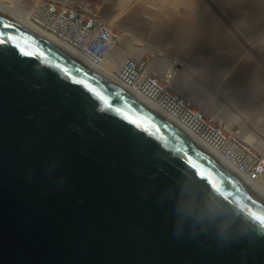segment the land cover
<instances>
[{"label": "water", "instance_id": "water-1", "mask_svg": "<svg viewBox=\"0 0 264 264\" xmlns=\"http://www.w3.org/2000/svg\"><path fill=\"white\" fill-rule=\"evenodd\" d=\"M0 40V264H264L255 186L46 36Z\"/></svg>", "mask_w": 264, "mask_h": 264}, {"label": "rangeland", "instance_id": "rangeland-1", "mask_svg": "<svg viewBox=\"0 0 264 264\" xmlns=\"http://www.w3.org/2000/svg\"><path fill=\"white\" fill-rule=\"evenodd\" d=\"M0 1L8 6H23L21 4L27 3V1L29 3L31 0ZM200 1L208 11L207 14L211 23L213 21V28L216 29V32H213L215 35L211 31V34L203 32L198 18L197 24L193 23L197 27H194V31H190L187 26L189 25L188 17L186 18L180 12L182 6H180L181 8L170 6L172 10L170 7L165 6L160 10L154 5L147 4L143 7L140 6V9L138 8V15L141 16L139 17V24L141 23V25L138 27H143L146 32L134 28L131 30V27L130 29L127 27L129 30L125 26L120 27L117 23H120L123 15H118V19L115 15L116 20L111 23V26L119 32H117L118 39H114V41L119 45L129 43L134 50L141 49L143 51L141 58L148 59L150 61L149 65L152 62L156 65V57L161 58L162 62L167 61L165 66L168 71H174L178 75L182 73L184 81L191 87L193 86L192 91L190 90L192 98H189V100L195 108L207 115L214 112L211 117L222 125L238 132L240 138L243 137L242 129L245 130L258 141L254 148L259 152H264V127H262L264 126V21L261 20L264 16L257 18V13H255L257 7H254V5H258L264 11V0L257 1V4L252 2L254 0H250L249 3L238 4V7L233 3L232 6L235 7H231L226 0ZM113 2V7H111L117 10L119 0H69L68 5L71 4L73 7L81 8L79 6L85 4L86 7L83 6L86 10L102 17L103 9L109 7ZM114 5L116 6L114 7ZM169 9L173 12V15L168 14L170 13ZM158 10L161 13H165V10L166 13L164 16L162 14L159 17L152 16ZM140 18L142 22H140ZM155 18L159 21L158 24L156 23L157 26L150 25L151 21L148 23L147 19ZM109 21L112 22V20ZM146 25L149 32H147V27L145 28ZM158 25L161 27H158ZM185 28L186 31H184ZM153 29L154 31L151 34ZM124 53L126 54L125 51ZM179 93L185 96L182 92ZM197 97H200L201 104L197 100L193 101ZM209 106L212 109H209ZM225 112L232 119L230 124L226 122L227 119L225 120L221 116Z\"/></svg>", "mask_w": 264, "mask_h": 264}, {"label": "built area", "instance_id": "built-area-1", "mask_svg": "<svg viewBox=\"0 0 264 264\" xmlns=\"http://www.w3.org/2000/svg\"><path fill=\"white\" fill-rule=\"evenodd\" d=\"M72 8L68 4L44 0L32 15V21L98 68L105 60H110L109 55L116 47L114 39H118L119 31L97 22L96 16L89 10ZM148 63V59L135 61L127 58L118 65L116 77L128 88L156 103L223 161L264 191V157L246 143L237 141L233 129L197 110L174 89L168 78L152 72Z\"/></svg>", "mask_w": 264, "mask_h": 264}, {"label": "bare ground", "instance_id": "bare-ground-1", "mask_svg": "<svg viewBox=\"0 0 264 264\" xmlns=\"http://www.w3.org/2000/svg\"><path fill=\"white\" fill-rule=\"evenodd\" d=\"M60 1V2H58ZM63 1V2H62ZM77 1V0H76ZM110 1V0H109ZM113 1V0H112ZM157 1V0H156ZM156 1H151V0H119L118 2V8H116L117 10L113 9L112 4H110L109 7H105V9H103L101 16L105 19H103L102 17L98 16L97 14L94 13V15L96 16L97 22L102 23L103 25H105L106 27H108V25L110 27L111 23H113V21L116 20L115 15H117V19H118V15H123L122 18L120 19V23H117L121 26H125L126 28L131 27L134 28L135 30H139L142 32V30L144 32H146V29H143V27L139 28L138 26L141 25V23L139 24V17H141L140 15H138V8L141 6H146L147 4H151L154 5L155 7H158L159 9L165 6H172L173 7H180L182 6V11H180L183 15H185V17H188V22L189 25H187L190 29V31H194L195 30V26L197 24V20L199 19L200 22V26L203 30V32H206L207 34H211V32H216V29L213 28V21L211 23V20L208 17V14L204 7V5L201 3L200 0H158ZM250 0H226L227 4L231 5V7H235L238 4L240 5V3H249ZM252 1V0H251ZM257 1H263V0H254L252 2H255V4H257ZM42 1L40 0H31L27 1V3L21 4L23 6H8L4 3H2L0 1V15L8 18L9 20L13 21L14 23H17L21 26H24L28 29H30L33 32L42 34L44 36H46L47 38L51 39L53 42H55L56 44H58L59 46H61L62 48H64L65 50L71 52L73 55H75L76 57H78L79 59H81L82 61H84L85 63H87L88 65H90L86 60L85 57L80 54L78 51H76L75 49H73L72 47H70L67 43L61 41L60 39H58L57 36L49 33L48 31H45L43 29L37 28L34 23L31 21L32 15L35 14L37 8L39 7V5L41 4ZM54 2H58V3H63V4H68L69 0H57ZM67 2V3H66ZM222 2V1H221ZM224 3V1H223ZM235 6H232L233 4ZM226 4V3H225ZM253 4V3H252ZM71 5V4H69ZM85 4H82L81 8H84ZM72 6V5H71ZM112 6V7H111ZM116 5H114L115 7ZM242 6V5H241ZM73 7V6H72ZM86 7V6H85ZM254 7H257V18H261L264 16V11L262 9H260V6H256L254 5ZM253 7V8H254ZM76 7H73L72 9H75ZM146 8V7H145ZM171 8V7H170ZM171 8V10H172ZM181 8V7H180ZM242 8V7H241ZM251 8V7H250ZM85 9V8H84ZM140 9V8H139ZM157 9V8H156ZM117 13H114L115 11ZM162 10V9H160ZM160 10H158L156 13H154L152 16L155 17H159L161 14L164 16V14L166 13V11L164 10L165 13H161ZM171 10L169 9L168 14H172L173 12H171ZM141 11V10H140ZM139 11V12H140ZM256 11V10H255ZM101 12V11H100ZM142 12V11H141ZM144 12V10H143ZM155 12V11H154ZM179 13V12H178ZM151 14V13H150ZM149 14V15H150ZM142 15V14H141ZM146 15V14H145ZM173 15V14H172ZM148 16V15H147ZM179 16V15H178ZM211 16V15H210ZM138 17V18H137ZM143 17V16H142ZM145 17V16H144ZM182 17V16H181ZM146 18V17H145ZM198 18V19H197ZM141 19V18H140ZM108 20V21H107ZM109 20H112L109 21ZM148 23L150 22V25H156L159 23L158 19H147ZM262 21H264V18L261 19ZM260 20V21H261ZM109 23H107V22ZM144 21V20H143ZM195 21V22H194ZM259 21V24H260ZM119 22V21H117ZM140 22H142V19L140 20ZM147 22V21H146ZM186 22V21H184ZM198 22V23H199ZM144 23V22H143ZM155 23V24H154ZM157 23V24H156ZM162 23V22H161ZM160 23V25H161ZM196 23V24H193ZM118 25V26H119ZM143 25V24H142ZM148 25V24H147ZM147 25L145 26V28L147 27ZM160 25H158V27H161ZM164 25V24H163ZM263 25V24H262ZM185 26V25H184ZM261 26V25H260ZM150 27V26H149ZM197 27V26H196ZM199 27V28H200ZM217 27V26H216ZM109 28V27H108ZM114 28V27H112ZM124 28V29H126ZM152 28V27H151ZM164 28V27H163ZM162 28V29H163ZM166 28V27H165ZM213 28V29H211ZM128 29V28H127ZM128 29V30H129ZM160 29V28H159ZM158 30V29H157ZM188 30V31H189ZM154 29L152 30L151 34L153 33ZM184 31H186V28L184 29ZM211 31V32H210ZM147 32H149V28L147 27ZM219 32V31H218ZM205 33V34H206ZM148 34V33H147ZM150 34V35H151ZM214 34V33H213ZM215 35V34H214ZM213 35V36H214ZM144 36V35H143ZM212 37V36H211ZM210 37V38H211ZM194 41V40H193ZM192 41V42H193ZM195 42V41H194ZM193 42V43H194ZM214 42V41H213ZM196 43V42H195ZM131 45H129V43H122L121 45H119L118 43L116 44V47L113 48V51L111 49V54L109 55V53L107 55H109V61L104 62V64L98 68H94L92 65H90L92 68H94L95 70L99 71L102 75H104L107 79H109L113 84H117L121 87H123L125 90L129 91L132 94H135L137 96H140L143 101L145 102V104H147L148 106H150L151 108L155 109L159 116L161 118H163L164 120H166L172 127H174L177 131H179L180 133H182L183 135H186L187 137L195 140L197 143H199L203 149L208 152L209 154H211L212 156H214L215 158H217L219 161L222 162L223 165H225L227 168H229L231 171H233L236 175L240 176L241 178L245 179L247 182H249L246 178H244L242 175H240L238 172H236L234 170V168L229 165L228 163H226L225 161H223L219 156L215 155L214 153H212V151L210 149L207 148V146L198 138L196 137L194 134H192L190 131H188L186 128H184L176 119H174L173 117H171L168 113H166L162 108H160L158 105H156V103L152 102L151 100H149L148 98H146L145 96L141 95L140 93L133 91L132 89L128 88L125 84H123L122 82L119 81V79L115 76L116 70L118 65L126 58H133L137 61L141 60V56L143 51L141 49H133L130 47ZM128 47V49H127ZM124 51L126 52V54L124 53ZM206 51V50H205ZM154 53V52H153ZM209 58H211L209 56ZM157 59V60H156ZM155 62L156 65H154V62H152L151 65L150 61L148 63V67L149 69L154 72L155 74L159 75L162 78H168L169 79V83H172V86L175 88V90L182 92L185 97L192 98V94L190 93V90L192 91V87L190 85H188L182 78V73L181 74H175L174 71H168L166 69L167 65V61L166 62H162L161 58L156 57ZM201 62V61H200ZM208 64V63H207ZM210 66V65H209ZM166 69V70H165ZM170 70V69H169ZM174 72V73H173ZM238 74V73H237ZM184 77V76H183ZM240 77V76H239ZM185 78V77H184ZM234 81V80H233ZM190 84V83H189ZM231 84V83H230ZM231 86V85H230ZM195 89V88H194ZM227 89V88H226ZM242 89V88H241ZM197 91V90H196ZM259 92V91H258ZM257 92V93H258ZM247 93V92H246ZM256 93V92H255ZM263 93V92H262ZM236 95V94H235ZM196 97V96H195ZM198 98V97H197ZM194 98L193 101L195 102V100H197L200 104H201V100L198 98ZM200 100V101H199ZM191 101V100H189ZM214 103V102H213ZM211 104V103H210ZM257 104V103H256ZM204 105V104H203ZM212 105V104H211ZM202 106V105H201ZM207 106V105H206ZM215 106V105H214ZM259 106V105H258ZM261 106V104H260ZM264 106V105H263ZM209 109H212L211 106H209ZM208 108V106H207ZM257 109V108H256ZM208 110V109H207ZM218 111V110H217ZM211 115L214 113L210 112ZM229 113V112H228ZM263 113V112H262ZM216 114V113H215ZM214 115V114H213ZM223 118H225L226 122L228 124H230V122H232L231 117L225 112L223 115H221ZM260 116V115H259ZM264 116V115H263ZM216 117V116H215ZM217 118V117H216ZM263 118V117H262ZM264 119V118H263ZM224 120V119H223ZM258 122V121H257ZM261 124V123H260ZM264 124V123H263ZM259 125V124H258ZM264 127V126H262ZM232 129V128H231ZM243 131V132H242ZM241 133H242V138H240L238 136V132H234V138L242 143H246L247 145H249L253 150H255L256 152H258L259 154H261L264 157V152H259L257 151L254 146H256L257 144V140H255L250 134H248L245 130L242 129ZM250 184H252L251 182H249ZM263 183H264V178H263ZM253 185V184H252ZM254 186V185H253ZM256 187V186H255ZM257 188V187H256ZM258 189V188H257ZM260 192L261 190L258 189ZM262 193V192H261ZM264 195V193H263Z\"/></svg>", "mask_w": 264, "mask_h": 264}, {"label": "clouds", "instance_id": "clouds-1", "mask_svg": "<svg viewBox=\"0 0 264 264\" xmlns=\"http://www.w3.org/2000/svg\"><path fill=\"white\" fill-rule=\"evenodd\" d=\"M44 1V0H43ZM31 21H32V18H31ZM33 22V21H32ZM35 25V24H34ZM37 27V26H36ZM37 28H39V27H37ZM41 29V28H40ZM44 30V29H43ZM127 59V58H126ZM130 59H133V58H130ZM141 59H143V58H141ZM125 60V59H124ZM123 60V61H124ZM133 60H135V59H133ZM143 60H145V59H143ZM135 61H137V60H135ZM91 65V64H90ZM94 67V66H93ZM94 68H97V67H94ZM117 69H118V67H117ZM117 71V70H116ZM157 75V74H156ZM115 76H116V73H115ZM159 76V75H158ZM171 85H172V83H171ZM175 89V88H174ZM177 91V90H176ZM178 93H179V91H177ZM180 94V93H179ZM142 95V94H141ZM181 95V94H180ZM183 96V95H182ZM183 97H185V96H183ZM186 99H188L187 97H185ZM189 100V99H188ZM191 102V101H190ZM193 105V104H192ZM194 106V105H193ZM195 107V106H194ZM197 109V108H196ZM198 110V109H197ZM200 111V110H199ZM201 112V111H200ZM201 113H203V112H201ZM203 114H205V113H203ZM207 115V114H206ZM208 116H211V115H208ZM213 118V117H212ZM219 123V122H218ZM221 124V123H220ZM226 126V125H225ZM249 146V145H248ZM208 149H210L209 147H207ZM211 150V149H210ZM212 151V150H211ZM212 153H214L213 151H212ZM215 155H216V153H214ZM218 156V155H217ZM234 168V167H233ZM234 170L236 171V172H238L235 168H234ZM239 173V172H238ZM240 174V173H239ZM240 175H242V174H240ZM243 176V175H242ZM244 178H246L245 176H243ZM250 182V181H249ZM252 183V182H251ZM254 186H256L254 183H252ZM257 187V186H256ZM258 188V187H257ZM258 189H260V188H258ZM261 190V189H260ZM261 192L262 193H264V191L263 190H261Z\"/></svg>", "mask_w": 264, "mask_h": 264}, {"label": "snow or ice", "instance_id": "snow-or-ice-1", "mask_svg": "<svg viewBox=\"0 0 264 264\" xmlns=\"http://www.w3.org/2000/svg\"><path fill=\"white\" fill-rule=\"evenodd\" d=\"M5 27H7V25H5ZM2 43H3V41L0 40V44H2ZM21 52L23 53V49H21ZM23 54L27 55V53H23Z\"/></svg>", "mask_w": 264, "mask_h": 264}]
</instances>
